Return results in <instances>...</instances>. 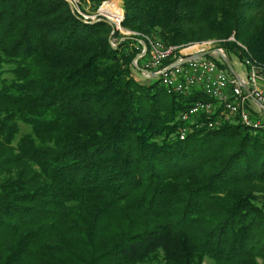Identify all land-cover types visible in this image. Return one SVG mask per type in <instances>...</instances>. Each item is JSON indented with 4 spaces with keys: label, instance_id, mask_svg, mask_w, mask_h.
<instances>
[{
    "label": "trees",
    "instance_id": "1",
    "mask_svg": "<svg viewBox=\"0 0 264 264\" xmlns=\"http://www.w3.org/2000/svg\"><path fill=\"white\" fill-rule=\"evenodd\" d=\"M121 1L113 47L66 0H0V264H264V133L131 70L146 38L216 40L264 75V0Z\"/></svg>",
    "mask_w": 264,
    "mask_h": 264
},
{
    "label": "built area",
    "instance_id": "2",
    "mask_svg": "<svg viewBox=\"0 0 264 264\" xmlns=\"http://www.w3.org/2000/svg\"><path fill=\"white\" fill-rule=\"evenodd\" d=\"M66 1L72 7V11L79 14L84 21L94 22L101 20L103 15L101 12L102 4L96 10L97 13H86L79 9V0ZM146 41L147 44L143 42L146 46L144 56L136 60V65L138 66V61L142 60L141 66L138 67L147 73L155 74L157 76L156 79L160 81V84L168 92L187 94L193 88L200 89L209 98L216 101L225 112L236 116L238 122L249 127L254 133H264V111L254 102L258 101L264 105V95L258 87L260 72L256 65L245 61V66L248 67L249 71L246 73V78L243 82L250 92L246 94L239 82L228 76L226 71L221 69L215 61L206 57L197 60H185L187 57L205 52L206 49L212 46V41L198 43L196 46H191V44L179 48L165 47L160 41L155 39L146 38ZM139 45L140 53H142L143 46L140 42ZM194 48L196 49L194 50ZM169 59H173V61L167 63ZM145 77L152 79L148 74H145ZM214 107L210 103H197L188 112L182 114L180 119L186 122L195 121L196 116L200 112L209 117L213 114ZM250 108L255 111L256 117L251 115ZM206 124L208 128H214L218 125L212 120H208ZM185 133L186 130L182 129L180 139L184 138Z\"/></svg>",
    "mask_w": 264,
    "mask_h": 264
},
{
    "label": "rangeland",
    "instance_id": "3",
    "mask_svg": "<svg viewBox=\"0 0 264 264\" xmlns=\"http://www.w3.org/2000/svg\"><path fill=\"white\" fill-rule=\"evenodd\" d=\"M68 2V1H67ZM103 3H104V5L105 4H108L109 6H111L112 8H114V9H118L119 11H120V14L119 15H115V17H114V19H117V21L116 22H113V19L110 17V16H108V15H106V14H103L102 15V18H101V20L100 21H107V22H109L111 25H108L107 23V25L108 26H111V27H113V31L110 33V38H109V42H110V44H112L113 45V47H116L117 46V40L120 38V37H129V36H131V35H135L136 33H132V32H130L129 30H125V29H123L121 26H120V24H121V22L123 21V17H124V11H123V9H122V1L121 0H107V1H104V2H102L101 4H102V7H101V9L103 8ZM78 7H79V5H78ZM80 9V8H79ZM81 10V9H80ZM82 11V10H81ZM75 12V11H74ZM84 12H86V13H95V12H92L91 11V8H90V6L89 5H86L85 6V11ZM97 13V12H96ZM91 15H94V14H91ZM95 22V21H94ZM114 32H116L117 34H118V36H117V39H115V38H112V36H114ZM129 33H132V34H129ZM123 38H121L120 40H122ZM198 43H192V45L191 44H188V45H191V46H193V45H197ZM218 42L216 41V40H212V46L210 47V48H208V49H206V51H209V50H214V49H218L219 47H218ZM196 48H194V50H195ZM191 50H193V49H191ZM190 50V51H191ZM219 50H221L220 48H219ZM222 51V50H221ZM223 52V51H222ZM224 53V52H223ZM225 54V53H224ZM213 55V57L214 58H216V59H220V57L217 55V54H212ZM211 55V56H212ZM225 56L227 57V55L225 54ZM228 58V57H227ZM229 61H230V64L232 65V67H233V70L237 73V75L238 74H241V71H245V67H244V64L243 63H241V62H239L238 60H237V58L234 56V55H232V57H229ZM132 74H133V76L135 77V79L137 80V81H140V82H142V83H144V84H148V83H151L154 79H156V78H152V79H147V77H145V74H143V73H140V72H138L137 70H135L133 67H132ZM246 72V71H245ZM245 72H243V74H245ZM258 87L262 90V92H263V95H264V75H260V79L258 80ZM29 131V129L26 127V126H23L22 124H20V135L21 134H23V133H27ZM259 261V264H262L261 263V261L260 260H258ZM203 264H212V261L211 260H209V259H205L204 260V262H203Z\"/></svg>",
    "mask_w": 264,
    "mask_h": 264
},
{
    "label": "water",
    "instance_id": "4",
    "mask_svg": "<svg viewBox=\"0 0 264 264\" xmlns=\"http://www.w3.org/2000/svg\"><path fill=\"white\" fill-rule=\"evenodd\" d=\"M70 9L72 10V7L70 6ZM105 23H107L108 25H111L109 22L107 21H103ZM141 43V45L143 46V52L136 55L135 58L133 59L132 61V67L137 70L138 72L140 73H143V74H148L151 78H156L157 76L153 73H147L146 71H143L142 69H140L137 65H136V60L139 58V57H143L144 56V53L146 51V46L143 42L139 41ZM212 54H217L219 57H220V60L221 62L225 65V67L227 68V70L229 71V73L232 75V77L237 80V82H239V84L241 85V88L242 90L246 93V94H249V89L248 87L246 86V84L239 78V76L236 74V72L233 70V67L232 65L230 64V61L229 59L225 56V54L219 50V49H214V50H209V51H205V52H202V53H199V54H196V55H193V56H190V57H187L185 60H197V59H200V58H204V57H207V56H211ZM255 104L260 107L263 111H264V105H262L261 103H259L258 101H254Z\"/></svg>",
    "mask_w": 264,
    "mask_h": 264
},
{
    "label": "bare ground",
    "instance_id": "5",
    "mask_svg": "<svg viewBox=\"0 0 264 264\" xmlns=\"http://www.w3.org/2000/svg\"><path fill=\"white\" fill-rule=\"evenodd\" d=\"M101 12L103 14H106V15L110 16L113 19V22L117 21V19H114L115 15H119L120 14V11L118 9L116 10V9L112 8L111 6H109L108 4H105L103 6V8L101 9Z\"/></svg>",
    "mask_w": 264,
    "mask_h": 264
},
{
    "label": "crops",
    "instance_id": "6",
    "mask_svg": "<svg viewBox=\"0 0 264 264\" xmlns=\"http://www.w3.org/2000/svg\"><path fill=\"white\" fill-rule=\"evenodd\" d=\"M243 72L245 71H241V74H238L239 78L242 80V81H245V78H246V72L245 74H243ZM237 74V73H236Z\"/></svg>",
    "mask_w": 264,
    "mask_h": 264
}]
</instances>
